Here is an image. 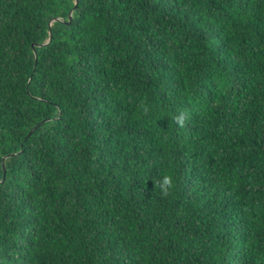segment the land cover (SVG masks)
Returning a JSON list of instances; mask_svg holds the SVG:
<instances>
[{"label":"trees","instance_id":"16d2710c","mask_svg":"<svg viewBox=\"0 0 264 264\" xmlns=\"http://www.w3.org/2000/svg\"><path fill=\"white\" fill-rule=\"evenodd\" d=\"M75 1L0 0V264H264V0Z\"/></svg>","mask_w":264,"mask_h":264},{"label":"clouds","instance_id":"9594fccd","mask_svg":"<svg viewBox=\"0 0 264 264\" xmlns=\"http://www.w3.org/2000/svg\"><path fill=\"white\" fill-rule=\"evenodd\" d=\"M177 122L180 127L184 126L183 117L178 118ZM154 187H159L162 198H167L172 194L175 184L171 175H165L161 181L154 182Z\"/></svg>","mask_w":264,"mask_h":264},{"label":"water","instance_id":"95a60500","mask_svg":"<svg viewBox=\"0 0 264 264\" xmlns=\"http://www.w3.org/2000/svg\"><path fill=\"white\" fill-rule=\"evenodd\" d=\"M77 3H78V0L75 1V6H74V7L77 6ZM71 12H72V11H70V13H69V20L67 21L68 23H69V21L71 20ZM50 36H51V34H50ZM50 40H51V37H50V39L47 41V43H49ZM47 43H46V44H47ZM39 46H42V44H40ZM32 47H34V44L32 45Z\"/></svg>","mask_w":264,"mask_h":264}]
</instances>
